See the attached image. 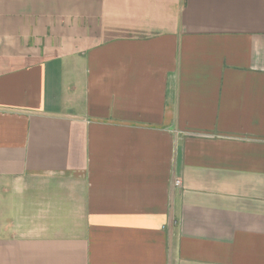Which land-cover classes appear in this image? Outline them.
Masks as SVG:
<instances>
[{
    "label": "crops",
    "instance_id": "0c3cea01",
    "mask_svg": "<svg viewBox=\"0 0 264 264\" xmlns=\"http://www.w3.org/2000/svg\"><path fill=\"white\" fill-rule=\"evenodd\" d=\"M0 264H264V0H0Z\"/></svg>",
    "mask_w": 264,
    "mask_h": 264
},
{
    "label": "built area",
    "instance_id": "2783aa9c",
    "mask_svg": "<svg viewBox=\"0 0 264 264\" xmlns=\"http://www.w3.org/2000/svg\"><path fill=\"white\" fill-rule=\"evenodd\" d=\"M181 184V182L180 181H175V186H179Z\"/></svg>",
    "mask_w": 264,
    "mask_h": 264
}]
</instances>
